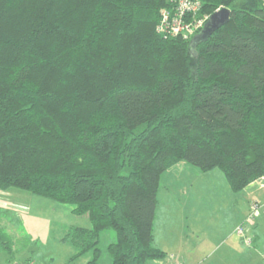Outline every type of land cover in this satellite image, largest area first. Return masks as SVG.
<instances>
[{
    "label": "trees",
    "instance_id": "1",
    "mask_svg": "<svg viewBox=\"0 0 264 264\" xmlns=\"http://www.w3.org/2000/svg\"><path fill=\"white\" fill-rule=\"evenodd\" d=\"M201 2L183 38L156 31L169 0H0V190L87 214L67 234L87 264L110 228L113 264L165 258L158 192L181 161L233 191L264 178V2Z\"/></svg>",
    "mask_w": 264,
    "mask_h": 264
},
{
    "label": "rangeland",
    "instance_id": "2",
    "mask_svg": "<svg viewBox=\"0 0 264 264\" xmlns=\"http://www.w3.org/2000/svg\"><path fill=\"white\" fill-rule=\"evenodd\" d=\"M182 163L187 166H173L162 175L158 192L154 242L166 250L165 258L174 257L170 252H192V258H200L192 262L207 263L226 242L240 246V253L222 259L221 264H264V214L256 218L255 227L248 224L254 244H239L241 237L236 234V228L246 222L253 197L245 190L233 191L226 178H215L223 174L218 168L210 173ZM6 195L0 207V264H87L94 257L93 248L78 254L67 235L74 227H93L87 214L72 211L73 204L19 189ZM116 240L113 228L100 232L99 264H113L109 245Z\"/></svg>",
    "mask_w": 264,
    "mask_h": 264
},
{
    "label": "built area",
    "instance_id": "3",
    "mask_svg": "<svg viewBox=\"0 0 264 264\" xmlns=\"http://www.w3.org/2000/svg\"><path fill=\"white\" fill-rule=\"evenodd\" d=\"M170 6L161 11L160 20L156 31L164 37L189 38L202 27L209 18L208 14L201 13V0H169ZM264 214V203L255 200L251 204L246 217V222L236 228V234L241 237L244 244L251 246L253 238L248 235V224L253 225L257 217ZM20 264V263H16ZM149 264H188L185 261L173 258L153 260Z\"/></svg>",
    "mask_w": 264,
    "mask_h": 264
},
{
    "label": "crops",
    "instance_id": "4",
    "mask_svg": "<svg viewBox=\"0 0 264 264\" xmlns=\"http://www.w3.org/2000/svg\"><path fill=\"white\" fill-rule=\"evenodd\" d=\"M183 161L177 163L175 166H181V167H184V166H187L185 165V163H182ZM173 168V167H172ZM214 170V169H213ZM213 170L211 171H208V172H214ZM209 173H205V175H207ZM216 174V173H215ZM222 174V173H221ZM215 178H217L219 181H223L225 179V176L222 174V176L218 175L216 176ZM245 191H247V194L251 195L253 198V201L257 200V201H261L264 203V178L263 179H260L258 181H255L253 183H251L248 187H246L244 189ZM9 190H5V191H0V207H3V201L4 199L6 198V194L8 193ZM18 194V193H16ZM263 197V198H262ZM260 202V203H261ZM157 208H158V204H157ZM156 214H157V210H156ZM156 218V216H155ZM255 224V223H254ZM257 225V223H256ZM255 225V226H256ZM254 226V225H253ZM254 226V227H255ZM255 234V233H254ZM257 234H255V238H254V242H255V239H258V236H256ZM257 242V241H256ZM221 244V245H220ZM220 247L218 249H216V251L214 252V254L212 255V258L206 263V262H200L198 261L197 263H194L192 262L193 260L194 261H197L198 259L200 258H197V259H194L191 257V253L192 252H187L185 254H183V252H181L180 254L179 253H174V252H170L172 256H174L176 259L178 260H182V261H185L187 262L188 264H221L222 263V259L223 260H229V259H234L235 256L237 254L240 253V249L239 247L240 246H237L235 245V243H228V245L226 244V242H223V243H220ZM239 244H243L242 243V240L239 241ZM254 244V243H253ZM226 246V247H225ZM224 249L222 251H220L219 255L218 252L221 248ZM164 250V249H163ZM166 251V250H165ZM167 253V252H166ZM26 264H31L30 261H28Z\"/></svg>",
    "mask_w": 264,
    "mask_h": 264
},
{
    "label": "water",
    "instance_id": "5",
    "mask_svg": "<svg viewBox=\"0 0 264 264\" xmlns=\"http://www.w3.org/2000/svg\"><path fill=\"white\" fill-rule=\"evenodd\" d=\"M229 18L230 10L226 7H223L211 15L206 26L218 27L221 24L227 23L229 21Z\"/></svg>",
    "mask_w": 264,
    "mask_h": 264
}]
</instances>
